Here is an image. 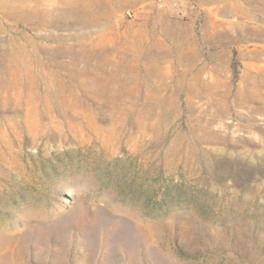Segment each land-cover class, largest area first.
<instances>
[{"label":"rangeland","instance_id":"374dc122","mask_svg":"<svg viewBox=\"0 0 264 264\" xmlns=\"http://www.w3.org/2000/svg\"><path fill=\"white\" fill-rule=\"evenodd\" d=\"M0 264H264V0H0Z\"/></svg>","mask_w":264,"mask_h":264}]
</instances>
